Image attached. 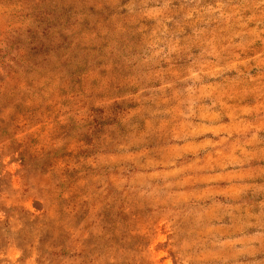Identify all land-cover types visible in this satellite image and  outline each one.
I'll use <instances>...</instances> for the list:
<instances>
[{
	"label": "rangeland",
	"instance_id": "rangeland-1",
	"mask_svg": "<svg viewBox=\"0 0 264 264\" xmlns=\"http://www.w3.org/2000/svg\"><path fill=\"white\" fill-rule=\"evenodd\" d=\"M0 264H264V0H0Z\"/></svg>",
	"mask_w": 264,
	"mask_h": 264
}]
</instances>
